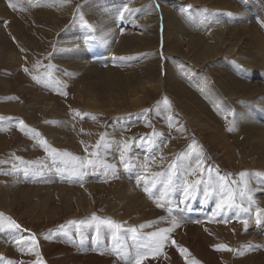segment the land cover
<instances>
[{"label": "rangeland", "instance_id": "rangeland-1", "mask_svg": "<svg viewBox=\"0 0 264 264\" xmlns=\"http://www.w3.org/2000/svg\"><path fill=\"white\" fill-rule=\"evenodd\" d=\"M158 1L163 7L159 15V26H162L159 31V39H161L163 32L164 20L169 27L167 39L169 52H173L172 49L177 43L182 44L184 55H180L176 57L177 60H174L175 55L170 54L174 60L172 65L176 67L174 70H182L181 73L187 71V74L185 72L182 74L186 84L193 80L189 75L191 71V74L195 71L207 75L206 70H213L214 72L216 67L238 63L236 57L238 52L236 50V53H232L231 49L234 47V32L241 29V22L236 13L240 11L242 5L247 8L244 13H250L254 29L257 27L256 29L260 30L264 39V26L260 23V21H264V0ZM162 1H165V4ZM148 2L158 4L157 0H153V2L149 0H0V48H4L2 55L0 54V213L3 214L0 216V225L3 226L0 235H9L11 231L23 233L22 236L19 235L13 239H9L8 236L7 239L9 240L0 246V264H7L8 261H11L12 264H36V261L39 260H42L44 264H52V260L53 264H111L114 260L118 264H125V261H118L117 256L109 253L108 250L117 246L118 241L112 238L111 229L104 232L108 226L102 221L110 220L120 226L117 233L119 246L130 253L133 258L136 247L143 243V240L149 239L150 233L161 229L157 223L159 220L155 222L156 219H151L148 211L150 208L148 210L147 208L141 209L139 214L136 212L131 214L132 210L124 212L122 209L118 210L116 214L122 211L121 214L123 215L117 216L113 213L116 201L114 196H111L113 191L110 189V178H115L119 174L122 180L119 182L118 188L121 191L126 189L122 181L126 182L130 178L122 177V175L130 172L133 177L134 169L130 166L126 168L121 162L120 150L127 141L122 139V136L138 139L144 135L151 136L155 132L158 134L161 130L156 129L155 125L161 123L160 119L166 121L167 128L172 127V125L176 127L173 116L168 113V109L174 106L175 100L170 92L152 86H144L139 89L140 92L139 90L135 92L134 88L129 87L132 91H127V97L130 99L119 96L114 100H104L101 95H87L91 83L94 81L90 75L92 65L81 64L76 59L77 55L86 53L85 49H89L91 56L87 57L94 61H89V64L102 65L101 68L105 66L128 68L140 63V51L137 53L135 47L139 49L146 45L142 31L147 29L144 20L152 15V11H148L147 14L145 11V6H148L146 10L150 8L147 5ZM60 4L64 5V9L60 8ZM65 9L71 11L68 12ZM141 20H143L142 24L145 27L139 29L141 33L138 34L139 32H135L138 26L133 24ZM124 24L125 27H123ZM78 29L80 32L77 31ZM156 30V27H151L152 32L155 33ZM18 32L25 38L22 40L15 39L14 36ZM212 32H215L217 37L222 39L221 42L228 43L223 46L214 42L209 34ZM131 35L136 36L133 42L135 47L127 48L128 39L123 41ZM89 36H93L90 41L87 38ZM162 38L164 40V32ZM194 38L201 42H198V45L202 48L208 47L207 44L209 43L210 46L214 47L211 52L215 53L210 55L212 58L209 59L208 57L207 62L200 63L197 62L198 57L188 56L189 51L186 47L189 39ZM7 42H9L8 45ZM162 42L160 40L158 52ZM23 44L27 46L28 51H24ZM73 51L79 53L72 57L71 52ZM159 55L163 61V66H166L167 54L162 51L159 52ZM203 55L198 56L200 58ZM241 55L244 57L246 54L241 53ZM211 59L213 61H210ZM259 59L256 70L253 71L258 74L255 73L259 83L264 84V56L262 55ZM101 61L105 64H100ZM238 68H240L239 74H241L248 66L243 68V65L239 66L238 64L233 67L234 70ZM128 74V71L124 72L121 77ZM164 78H166L165 71H163L162 81ZM148 79V76H144L145 82ZM113 87L116 86L110 88L111 94L115 91ZM165 98L167 103H165ZM263 99L264 88L259 91L255 102L247 104L248 107L252 105L253 115L257 116V114H261V110H264ZM239 103L240 100L236 101L234 105L237 106ZM159 105L163 107L158 108ZM228 105L230 106L231 103ZM164 107L167 110H164ZM148 109H151L153 113L152 124L140 120ZM157 115L163 117L158 116V119ZM168 123L171 124L168 125ZM184 130L180 131L182 133L179 134V137H183L184 141L183 143L179 141L180 143L177 145V148H181L182 151L180 150V153L179 150H176V153H162L163 155L159 151L160 153L154 155L153 163H158L159 159L166 163L169 159L172 164L173 162L176 164L178 156L172 159L171 155L187 156L188 147L194 142L197 152L207 154L203 148L205 147L204 142L199 138H192ZM82 132H94V138H91L92 140L84 139L81 136ZM102 135L107 144H110L112 139L118 136L120 143L115 149L112 146L98 149L96 145L98 141H101ZM145 143L147 149L152 150L151 145L148 142ZM52 149H56L61 154L67 152L71 155L67 157L56 156ZM93 152L99 153L96 170L93 171L88 168L82 180L72 177L71 169H65L64 163H60L63 160L70 164H78L79 161L71 160L72 156L96 160V157L91 155ZM129 152L130 150L125 156L128 164L127 155ZM145 153L148 156L153 154L150 151ZM54 158L55 164L53 163ZM104 164L119 165L114 169H109L105 175ZM225 166H230V164L225 163ZM239 166L236 164V171L240 173L249 172L245 169L242 170ZM243 166L247 167V165ZM57 168L63 169V171L58 172ZM25 169H28L27 174ZM154 170L156 171L157 167ZM209 175L213 183L219 179V177H214L212 171L209 172ZM219 176L221 177V175ZM246 177H241L240 180L245 183ZM203 178L205 177L201 175L197 181H202ZM234 181L235 186H237V180ZM225 182L227 181L225 180ZM82 184H87V190H83ZM133 185L138 187L135 188L138 195H142L146 187L145 184L135 180ZM249 186L251 184H247V187ZM197 194L198 192L193 196H197ZM255 194L258 203L264 205V189ZM38 195L41 196V202L35 209V214H38V217L35 216L36 218L31 219V216L28 217L27 215L29 202L32 198L37 200ZM143 196L148 197V195ZM108 200L114 204L112 205ZM91 201L94 203V209H87L91 205ZM211 203H214L213 199ZM123 205L122 203L121 208ZM172 206L173 202L170 201L169 203L168 201L164 207L157 206V208L167 211V220L172 221L173 218L179 217V215L175 216L177 211L185 207ZM169 208H171V213L168 211ZM208 214L215 217L211 225L216 224L219 221L218 218L222 216L214 215V213ZM93 216L96 217L95 220ZM9 219L14 220L19 227H9ZM228 219L229 221L234 220L232 217H228ZM254 221H251L252 225H248L249 231L253 235L246 237L244 241L241 240L239 245L232 244L230 246L233 255L243 256L246 254V248H250V257L259 248L264 253V229L261 228L264 224L258 226L257 222ZM187 224L191 225L192 222H186L183 226L185 227ZM98 225L100 226V239L98 242H94L93 237L97 235L96 228ZM195 227L200 228L198 225ZM78 231L87 237L82 245ZM173 233L174 244L178 242L176 246L172 243L174 239L166 241L164 245V252L171 250L173 252L172 257L164 258L161 255L157 257L150 253V256L142 264H158L162 261L166 263L165 259L177 261V264H184L180 262L182 258H175L177 254L181 255L179 254L180 249L177 254L172 250V248H180L184 237L178 228ZM33 236L36 240L35 245L32 242ZM131 237L136 239L133 241L134 244H130L131 247H134V252L128 251L127 243L125 244V240ZM142 237L144 239H141ZM260 237L263 238V244H259L257 241ZM55 239H58L59 242ZM206 242H209V244L206 243L209 248L204 246L202 250L205 249L204 251L207 250L208 255L214 256L210 263L225 264L223 262L225 250L216 247L223 245V242L211 240H206ZM236 246H240L239 249L243 252L241 255H237L238 247ZM93 248L96 250L93 251ZM256 253L258 255V252Z\"/></svg>", "mask_w": 264, "mask_h": 264}, {"label": "bare ground", "instance_id": "bare-ground-1", "mask_svg": "<svg viewBox=\"0 0 264 264\" xmlns=\"http://www.w3.org/2000/svg\"><path fill=\"white\" fill-rule=\"evenodd\" d=\"M149 1L153 2V0H149ZM158 2L159 1L157 0V3ZM155 3L152 4H150L149 2L147 3V5L150 6L148 10L152 11V15L144 20V24L147 27V29L145 31H142V33L144 35V40L146 41V45L143 48H139V49L138 47H135L133 45L134 44L133 42L135 41L136 38L135 35L128 36L123 41L125 42L128 39L127 48L133 46L135 47V49H137V53L138 51H140V59H141L140 63H138L137 65L130 66L128 68L125 67L112 68L110 66H105L101 68L102 65L100 66L96 64H89V61H92L91 58L89 60L87 57V56H91L89 49H85L86 53L76 56L77 61L80 62L81 64L92 65L90 67V75L94 79V81L91 83L87 95L90 94H94L98 96L101 95L104 100L106 99L114 100L119 96H122L125 99H130L127 97L128 95L127 91L129 90L132 91L131 89H129V87L134 88V91L138 92V90L144 86H152L153 88L156 89L161 88L165 91L170 92L175 100L174 106L168 109L169 110L168 113H171L170 115L173 116L176 127H173L172 125V127L167 128V126L165 125L166 121H162V119H160L161 123L159 125L155 123L156 129L161 130V132L157 130V132H159L158 134H156L155 132V134L151 136L144 135L139 137L138 139L126 138V136H122V139L124 138L125 140H127L126 144L130 146L129 147L130 152L127 155L129 162L128 165L134 170L132 172L133 177L130 172H127L126 174L122 175V177L130 178L129 180H126V182L122 181L123 185L126 186V189H124L123 191H121L118 188V184L122 180L120 175L117 174L115 178H110L111 188L109 186L108 188L112 189L113 192L111 196H114L113 198H115L116 201V205L113 209V213L116 214L118 210L122 209L124 212L132 210L130 212L131 214L134 212H136V214H139L141 209L147 208L148 210V208H150V210L148 211L151 219H156L155 222L159 220V222L157 223H159L160 228H170L173 227V224L171 220H167L166 214L168 212L165 211L164 209L162 210L161 208H160L161 210L158 209L157 206L158 204L166 205L168 201H172L173 206L174 205L179 207L185 206L180 210L177 209L178 211L175 216L179 215V217L176 218V222L178 223V226L174 227L173 231L167 234L171 236L170 239L173 240L174 239L173 232L174 230H176V228H178V230L182 232L181 235L182 237H184V239L182 241V244H180L181 245L180 248L179 247L178 248L176 247L175 249L172 248V250H174L176 254L180 249L179 254L181 255L177 254L175 258L177 259L182 258L180 260L181 263L212 264L210 263V260L214 256L208 255V253L206 252L207 250L206 251H204L205 249L202 250L204 246L205 247L209 246L207 245L209 244V242L207 243L206 240L209 241L211 240V241H222L223 245L227 246V248L224 249L226 254H225V258L223 259V262L225 264H264V253L261 252L260 248L257 249L255 253L252 254V257H250L249 254L251 252L250 248H246L245 249L246 254H244L241 257H237L233 255L232 251L228 250L230 249V246L232 244L239 245L241 240L244 241L246 237L253 235V233L250 232L248 228V225H252L251 221L255 220L254 222L255 223L257 222L256 224L258 226L264 224V214H262V218L259 221H257L255 214V209L257 207L264 209V205L258 203L257 196L255 194L261 192V189H264V184L258 183L257 178L251 175L255 173L260 177H264V110H261V114L256 113L257 114L256 116L253 115L254 111L252 110L253 108L252 105L251 106L249 105V107L247 106V104H251L257 100L259 91L264 88V84L259 83L258 81L259 79H257V76L255 75L256 72L253 71L254 69L256 70L257 63L260 60L259 58L262 55L264 56V39L260 34V30L256 29L257 27L254 29V24L251 19L250 13H244V10H247V8L244 5H242L240 11H237L236 13V16L240 19L241 22V29H238L236 32H234L235 41H234V45L232 44L234 47L231 49L232 53H236L237 50L238 56L236 57L238 63H235V65L232 63L225 67H216V71L214 72L213 70L211 71L206 70L207 75L195 71L194 73L191 74L192 72L191 71L189 72V75L193 80L192 82L189 81L188 82L189 84H186L185 83L186 81L183 80V76H182V74L185 71L181 73L182 70L179 69L174 70V68L176 67L175 65H172L173 61L177 60L176 57H179L180 55H184L182 44L177 43V45L172 49L173 52H169L168 41H167L169 37L168 36L169 27L166 25L167 23H165L166 21L164 20H163L164 25L162 30L164 32V41L161 43V47H159V52L163 51V53L167 54V60H166L167 65L163 66V61L161 60L158 52V45L160 44L159 31L162 28V26H159L160 25L159 15L162 12L161 9L163 7L159 3H158L159 6L158 4H156L157 6H155ZM162 3L165 4V1L164 2L162 1ZM60 8L64 9V5L60 4ZM66 11L70 12L71 10L68 9ZM137 25H138V29H136L135 32H139L138 34H140L141 31H139V29H144L145 26L143 24L139 25V23ZM153 26L157 28L155 33L151 31V27ZM123 27H125V24L123 25ZM77 31H79V29ZM209 34L211 35V38L214 39L213 41L216 42L217 44L220 43L223 46H225L228 43V42L227 43L221 42L222 39H220V37H217L218 35L215 32ZM17 35L14 36L15 39L22 40L23 38H25V36L22 34L20 35L19 32L17 33ZM91 37L93 38V36ZM198 42H200L198 39L197 40H195V38L189 39V43L187 42L188 44L186 47L189 51L188 56L191 55L194 58L198 57L197 62L200 63L205 61L207 62V60H209L210 57L212 58V56L210 55L215 53V52H211L214 47L210 46L209 43L207 44L208 47L202 48L200 47V45H198ZM8 43L9 42H7V45ZM154 45H156V47H154ZM22 47L24 51L25 50L28 51L26 45L23 44ZM239 47L240 50H238ZM3 49L4 48L2 47L0 48V54L3 53ZM202 49H204L205 51H203ZM77 53L79 52L73 51L71 52V56L73 57ZM170 53H173L175 55V57H173L174 60H172V56ZM241 53H245L246 55L243 57ZM198 55H203V56L199 58ZM210 61H213V59H211ZM99 63L103 65L105 64V62L103 63L102 61ZM238 64L239 66L243 65V68L247 66L248 68L245 69L243 73L239 74V72L241 71L240 68H238L237 70L233 69V67L237 66ZM127 71L129 72V74L124 75V77H121V74ZM163 71H165L166 78H164L162 81ZM144 76L149 77L147 82L144 81ZM114 85L116 86L113 87L115 88V91L114 93L111 94L110 88ZM70 89H72V87ZM239 100L240 103L237 106L234 105V103L236 104V101ZM136 101L138 102V99H136ZM228 103H231L232 106L231 105L229 106ZM157 107L161 108L163 106L159 105ZM165 109L166 107H164V110ZM152 114L153 113L151 112V109H148L141 116L140 120L142 122H146L147 124H152V121L154 120ZM158 116L160 117L161 115H157V118L159 119ZM162 117L163 116H161L160 118ZM170 124L168 123V125ZM229 128H231L232 131H228ZM83 130L85 129L83 128ZM182 130H184L185 133L190 134L192 138L201 139L204 142L205 147L203 148L207 151V154H201L197 152L194 142L191 144L190 147H188L187 156L184 155L183 157H181L180 154L171 155L172 159H175V156H178V158L176 157L177 161H176V170H175L177 173V177L179 178L177 182L181 185H183L185 182L187 184H194L199 176L203 175V177L205 178L202 179L200 188L198 186L199 190L197 191L198 192L197 196H192V198L189 197V200L184 199V194L182 190L169 193L165 197V199H159V197L164 193V188L163 185L160 183V181L165 180L167 177L158 176L156 174L161 172L167 173L170 165H172V161H170L167 157L166 158L168 159V161L167 162L165 161L166 163H163V160L160 159L158 163H153L152 160L154 155L160 152L161 155H163L164 153L165 154H170L172 152L176 153L175 152L176 150H179L180 153L181 148L179 147L177 148V145L178 143L180 142L183 143L184 141L183 137L181 136L179 137V134L182 133L180 131ZM94 135H95L94 132L81 133V136L84 137V139L94 138ZM118 137H114L110 143V145L114 149L120 143L119 141L120 138L118 139ZM145 142H148L149 145H151L150 147L152 148V150L147 149V144ZM193 149H195V151ZM146 151H150L151 153H153L152 156H148V154L145 153ZM225 163L230 164V166L226 167ZM236 164L237 166L241 164L240 166L242 170L245 169L249 171L248 172L249 175L246 177L245 183L251 184V186H249L248 188L252 189V191L249 192L248 195H250L252 197V200L254 201V203L249 205L247 199L241 201L239 199V196L237 195L236 204L237 205L243 204L245 208L251 207L252 211L248 214L242 213L239 217H236L235 212L238 209L234 208L232 210H229L226 215H222L221 217H219L218 218L219 221L218 222L216 221L217 222L216 224L211 225V222L212 221L214 222L215 217L212 214H208V213H214L216 202L219 199H221V196L219 194L214 193L210 197L207 198L205 197L204 187L205 184H207L210 180L209 172L212 171L214 177L216 178L220 177L219 175H221V177H224L225 180L227 181L225 182L227 187L231 188L233 191L239 192L240 190L244 189L245 183H243L242 180H240L241 178V176L239 175L240 172L235 170ZM118 165L116 164L115 167ZM243 165L245 166L247 165V167H244ZM156 167L157 170L155 171L154 169H156ZM235 171L237 174L235 173ZM135 180L145 184V186L148 187L151 190V193L153 194L146 192L144 188L142 195L141 194L138 195L137 191H135V188L137 189L138 187L133 185ZM234 180H237L236 182L237 186H235ZM153 184H155L156 186L153 187L152 186ZM86 185L87 184H82L81 187L84 188L83 190H87ZM209 191H211V189H209ZM143 195H148V197ZM40 199L41 196L38 195L37 200H34L32 198L31 199L32 201L30 200L29 202L27 215L28 217L31 216L30 217L31 219L38 217L37 216L38 214H35V209L40 204L41 202ZM212 199L214 200L213 204L211 203ZM97 201H99V198H97ZM122 203L124 205L121 208ZM90 204L91 205L88 206L87 209L93 208L94 203H92L91 201ZM113 204L114 203H112V205ZM77 211H82V210H77ZM121 213L122 211H120L116 215L118 216ZM160 217L161 218L163 217V219H161ZM228 217H232V220L233 219L234 220L229 221ZM244 220H247V226H245L244 223L242 222ZM190 221L192 222L191 225L187 224V226L185 227L183 226L184 224H186V222H190ZM194 221L195 224L198 225L200 228H205V229H200L195 227L196 225L194 224ZM261 228L264 229V226ZM105 229L106 230H104V232L109 230V228H105ZM22 234L23 233L21 231L19 232L11 231L9 235L6 234L0 235V246H3L9 239L16 238L19 235L22 236ZM130 235H128V237H130ZM8 236L10 237L9 239H7ZM141 239H144V237H142ZM262 239L263 238L260 237L259 240H257L259 244L262 243ZM134 240L136 241V239H133V237L125 240L126 241L125 244L127 243L126 244L127 249L130 252L133 251L134 247L133 246L131 247V245L134 244L133 242ZM176 244L173 245L176 246ZM234 245L231 247L232 250L234 248ZM236 247H238L236 253H240L239 255H241V253L243 252L240 251L239 249L240 246H236ZM183 249H187V251L184 252L182 251ZM164 250L165 247L162 249V252L160 254L161 256H163L164 258L170 256L172 257L173 252L171 250L170 251L168 250L167 252H164ZM256 252H258V255ZM149 254L148 256H150ZM165 260L166 263L162 261L158 264H163V263L177 264V261L168 260V259ZM114 261H112L111 264H118L116 261L115 262ZM52 264H53V260H52Z\"/></svg>", "mask_w": 264, "mask_h": 264}, {"label": "snow or ice", "instance_id": "snow-or-ice-1", "mask_svg": "<svg viewBox=\"0 0 264 264\" xmlns=\"http://www.w3.org/2000/svg\"><path fill=\"white\" fill-rule=\"evenodd\" d=\"M130 11V10H128ZM261 25L264 26V21H260ZM92 39L91 36L88 37V40L90 41ZM27 71V69H25ZM165 103H167V99L165 98ZM23 123V122H21ZM23 130V129H22ZM228 131H232L231 128L228 129ZM38 135V133H37ZM46 143V142H43ZM96 147L99 149L100 147H111L110 144H107V142L104 141V136H101V141L97 142ZM129 145L128 144H124L123 148L120 150L121 151V162L124 163L125 167H129L128 163L125 160V156L127 154V152L129 151ZM195 151V149H194ZM52 152L56 155V156H70L71 154L64 152V153H59L57 152L56 149H52ZM91 155H93L94 157H96V160H92V159H87L85 158H81V157H77V156H72L71 160L72 161H79L78 164H70L69 162L63 161L61 160L60 163H64L65 165V169L70 168L71 169V176L72 177H76L78 179H83L84 175H86L87 173V169L91 168L93 171L96 170L97 167V160H99V153L98 152H93ZM53 163H56V160L54 158ZM104 169H105V175H107V172L109 169H114V165H108V164H104L103 165ZM176 164L175 162L170 165L169 170L167 171V173L161 172V173H157L156 175L158 176H166L167 178L165 180L160 181V183L163 185L164 188V193L159 197V199H165V197L173 192V191H183L184 194V199H188L189 197H192L193 195H195V193L198 190V186L202 183V181H196L194 184H187L186 182L181 185L179 184L178 181V177H177V173H176ZM58 172H62L63 169L57 168ZM28 169H25V173L27 174ZM241 177H246L249 174L245 173V172H241L239 174ZM252 176L257 178L258 183L264 184V177H260L257 174L253 173L251 174ZM139 180V177H138ZM153 187H155L156 185L153 184ZM209 189H211V191H209ZM145 191L151 193V190L148 187H145ZM252 189L247 187V184L245 183L244 189L240 190L239 192L233 191L231 188L227 187L225 184V178L224 177H219V179L213 183L211 181V178L209 180V182L207 184H205L204 187V195L205 197H210L212 196L214 193L219 194L221 196V199H219L216 202V207L214 210V215H226L227 212L229 210H232L234 208L238 209L235 212V216L239 217L242 213L244 214H248L252 211L251 207L245 208L243 206V204L237 205L236 204V199H237V195L239 196V199L241 201L247 199L249 205H251L252 203H254V201L252 200V197L250 195H248L249 192H251ZM170 203V201H169ZM159 207H164L163 204H158ZM169 213H171V208L168 209ZM255 214H256V219L257 221H259L262 218V214H264V209H261L259 207H257L255 209ZM3 214L0 213V216H2ZM93 219L95 220L96 217L93 216ZM163 219V217L161 218ZM244 223L245 226H247V220L242 221ZM102 223H106L108 228L112 230V238L114 240H117V246L113 247L112 249L109 250V253L112 255H115L119 258V260H123L125 261V264H142V262L147 258L149 253L154 254V256H158L161 254L162 249L165 245V242L168 241L170 239V236L167 235L168 233H171L173 231L174 227L178 226V223L176 222V219L173 218L172 220V224L173 227L170 228H161L159 229L157 232H153L149 234V239L145 240L143 243L139 244L136 249H135V256L133 258V256L128 253L127 251L123 250L120 246H119V238H118V231H119V225L116 224L113 221H102ZM9 227H13V228H18L19 225L14 221L9 219ZM2 225H0V230H2ZM96 232L97 235L95 237H93V241L94 242H98L100 239V226L98 225L96 228ZM78 234L80 235L81 239H80V243L81 245L83 244L84 239H86L87 237H85L83 235V233H80L78 231ZM133 239H135V237H133ZM32 242L33 245H35L36 240L35 237H32ZM74 242V241H73ZM172 243L174 244L175 241L173 240ZM218 249H225L227 248L226 245H217L216 246ZM96 249L93 248V251H95ZM231 250V249H228ZM182 251L186 252L187 249H183ZM238 255L240 253H237ZM37 255H39V253L37 252ZM7 264H12L11 261H8ZM36 264H44V262L42 260L36 261Z\"/></svg>", "mask_w": 264, "mask_h": 264}, {"label": "crops", "instance_id": "crops-1", "mask_svg": "<svg viewBox=\"0 0 264 264\" xmlns=\"http://www.w3.org/2000/svg\"><path fill=\"white\" fill-rule=\"evenodd\" d=\"M155 6H157L156 5V3H155ZM146 7H148V6H145V11H146V14H147V12L149 11V10H146ZM142 22H143V20H141V21H138L137 23H134L133 25H137L138 23H139V25H141L142 24ZM133 23V22H132ZM138 26V25H137Z\"/></svg>", "mask_w": 264, "mask_h": 264}, {"label": "water", "instance_id": "water-1", "mask_svg": "<svg viewBox=\"0 0 264 264\" xmlns=\"http://www.w3.org/2000/svg\"><path fill=\"white\" fill-rule=\"evenodd\" d=\"M161 39H162V36H161Z\"/></svg>", "mask_w": 264, "mask_h": 264}]
</instances>
